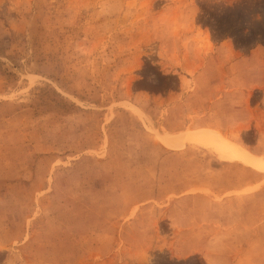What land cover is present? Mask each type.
Wrapping results in <instances>:
<instances>
[{"label":"rangeland","instance_id":"374dc122","mask_svg":"<svg viewBox=\"0 0 264 264\" xmlns=\"http://www.w3.org/2000/svg\"><path fill=\"white\" fill-rule=\"evenodd\" d=\"M204 258L264 264V0H0V264Z\"/></svg>","mask_w":264,"mask_h":264},{"label":"bare ground","instance_id":"6f19581e","mask_svg":"<svg viewBox=\"0 0 264 264\" xmlns=\"http://www.w3.org/2000/svg\"><path fill=\"white\" fill-rule=\"evenodd\" d=\"M183 136H185L186 139H189V140H192V141H195V142H201V143H206V142H209V141H215L217 144H216V147L217 149L219 150L220 155L221 157L225 158V159H241L242 161H248V162H252V163H261L263 164V161L251 154L250 152L244 150L242 147L234 144V143H231V142H228L226 141L225 139L221 138L218 136H215V135H211L207 132H201L199 133L197 131L196 134L194 135H191L190 133H186L184 134ZM164 140H171V141H174L172 138L170 137H167V136H161ZM214 145V144H212Z\"/></svg>","mask_w":264,"mask_h":264},{"label":"crops","instance_id":"0c3cea01","mask_svg":"<svg viewBox=\"0 0 264 264\" xmlns=\"http://www.w3.org/2000/svg\"><path fill=\"white\" fill-rule=\"evenodd\" d=\"M219 45H221L220 43H219ZM204 262H205V264H218V260L217 261H214L213 262V260H212V262H211V260L209 261V260H207L206 258H204ZM224 261H222L221 263H223ZM231 264V263H230Z\"/></svg>","mask_w":264,"mask_h":264}]
</instances>
